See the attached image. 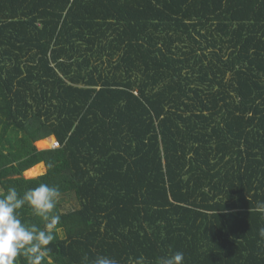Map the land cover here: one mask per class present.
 Returning <instances> with one entry per match:
<instances>
[{
  "label": "trees",
  "instance_id": "trees-1",
  "mask_svg": "<svg viewBox=\"0 0 264 264\" xmlns=\"http://www.w3.org/2000/svg\"><path fill=\"white\" fill-rule=\"evenodd\" d=\"M40 183L44 264H264V0H0V193Z\"/></svg>",
  "mask_w": 264,
  "mask_h": 264
},
{
  "label": "clouds",
  "instance_id": "clouds-1",
  "mask_svg": "<svg viewBox=\"0 0 264 264\" xmlns=\"http://www.w3.org/2000/svg\"><path fill=\"white\" fill-rule=\"evenodd\" d=\"M60 196L58 186L45 183H40L22 196L15 187L0 193V264H15L20 256L26 259L27 264H44L51 252L48 245L55 239L60 224V215L55 211ZM25 205L33 215L41 218L43 227L22 221L20 210ZM257 208L264 213V202L259 203ZM259 235L264 237V227L259 229ZM83 261L84 264H118L107 256H98L91 262L85 256ZM135 264H145V258H137ZM157 264H184V254L177 251L160 257Z\"/></svg>",
  "mask_w": 264,
  "mask_h": 264
},
{
  "label": "rangeland",
  "instance_id": "rangeland-1",
  "mask_svg": "<svg viewBox=\"0 0 264 264\" xmlns=\"http://www.w3.org/2000/svg\"><path fill=\"white\" fill-rule=\"evenodd\" d=\"M63 200L65 201V202H61V207H62L63 211H67V210H70V209L77 207V202H75L73 198L65 197V198H63Z\"/></svg>",
  "mask_w": 264,
  "mask_h": 264
},
{
  "label": "crops",
  "instance_id": "crops-1",
  "mask_svg": "<svg viewBox=\"0 0 264 264\" xmlns=\"http://www.w3.org/2000/svg\"><path fill=\"white\" fill-rule=\"evenodd\" d=\"M41 166V168H40V172L38 173V175H36V176H30V175H28V173H29V171H31V169H33V168H31V169H29V170H27L26 172H24L23 174H22V177L24 178V179H26V180H29V179H35V178H37V177H39V176H42L43 174H45V167H44V164H38V165H36V166Z\"/></svg>",
  "mask_w": 264,
  "mask_h": 264
},
{
  "label": "bare ground",
  "instance_id": "bare-ground-1",
  "mask_svg": "<svg viewBox=\"0 0 264 264\" xmlns=\"http://www.w3.org/2000/svg\"><path fill=\"white\" fill-rule=\"evenodd\" d=\"M40 168L41 166H35L33 169H31V171H29L28 175L30 176H36L38 175V173L40 172Z\"/></svg>",
  "mask_w": 264,
  "mask_h": 264
},
{
  "label": "built area",
  "instance_id": "built-area-1",
  "mask_svg": "<svg viewBox=\"0 0 264 264\" xmlns=\"http://www.w3.org/2000/svg\"><path fill=\"white\" fill-rule=\"evenodd\" d=\"M58 146H59V145H58L57 142H54V143L52 144V148H53V149L58 148Z\"/></svg>",
  "mask_w": 264,
  "mask_h": 264
}]
</instances>
